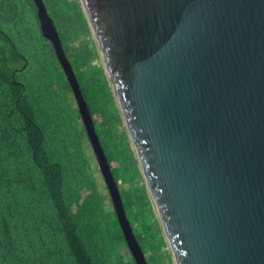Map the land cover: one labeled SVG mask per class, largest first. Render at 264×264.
<instances>
[{
    "label": "water",
    "instance_id": "water-1",
    "mask_svg": "<svg viewBox=\"0 0 264 264\" xmlns=\"http://www.w3.org/2000/svg\"><path fill=\"white\" fill-rule=\"evenodd\" d=\"M137 264H148L43 0ZM176 264H264V0H80Z\"/></svg>",
    "mask_w": 264,
    "mask_h": 264
},
{
    "label": "trees",
    "instance_id": "trees-1",
    "mask_svg": "<svg viewBox=\"0 0 264 264\" xmlns=\"http://www.w3.org/2000/svg\"><path fill=\"white\" fill-rule=\"evenodd\" d=\"M43 1L147 263L173 264L82 3ZM72 94L35 1L0 0V264H137Z\"/></svg>",
    "mask_w": 264,
    "mask_h": 264
},
{
    "label": "rangeland",
    "instance_id": "rangeland-1",
    "mask_svg": "<svg viewBox=\"0 0 264 264\" xmlns=\"http://www.w3.org/2000/svg\"><path fill=\"white\" fill-rule=\"evenodd\" d=\"M92 36H93V39L96 41V39H95L93 33H92ZM96 43H97V41H96ZM97 46H98V44H97ZM98 49H99V47H98ZM101 60H102V58H101ZM101 60H100V62H101ZM102 64H103V61H102ZM70 98H71V100H72V105H73L74 107H76V105H77V101H76V99H74L75 97H73V94L71 95ZM124 126L126 127L125 121H124ZM126 128H127V127H126ZM114 165H117V163L115 162ZM92 168H93V171H95V172L97 173V175H98V181H99V184L103 187V186H104V181L101 179L100 174L97 172V166L92 167ZM98 168H99V167H98ZM145 181H146V180H145ZM168 248H170L169 243H168ZM121 249H122L123 251H127V247H126L125 245H122V246H121ZM170 250H171V248H170ZM171 252H172V251H171ZM172 256H173V255H172ZM173 264H176L175 261H174V258H173Z\"/></svg>",
    "mask_w": 264,
    "mask_h": 264
}]
</instances>
